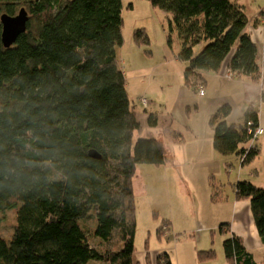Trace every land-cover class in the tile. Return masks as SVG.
Instances as JSON below:
<instances>
[{"label":"trees","instance_id":"1","mask_svg":"<svg viewBox=\"0 0 264 264\" xmlns=\"http://www.w3.org/2000/svg\"><path fill=\"white\" fill-rule=\"evenodd\" d=\"M147 1L172 17L186 85L194 88L195 79L204 82L206 73L224 67L232 78L258 80L257 48L235 0ZM20 9L29 17L26 31L9 48L0 39V212L20 204L11 238L0 237V263L133 264L132 169L165 166L168 156L160 140L133 139L141 126L116 56L123 43L122 0H0V15ZM133 40L149 45L143 28L134 29ZM230 112L224 104L211 117L212 145L243 166L259 156L249 133L258 127V114L250 106L236 124L226 121ZM147 124L157 126L154 114ZM249 198L251 213L264 222V191ZM92 215L99 243L78 248L85 235L79 223ZM223 250L231 264H257L232 232ZM198 253L211 257L214 250ZM156 264L174 263L162 252Z\"/></svg>","mask_w":264,"mask_h":264},{"label":"rangeland","instance_id":"2","mask_svg":"<svg viewBox=\"0 0 264 264\" xmlns=\"http://www.w3.org/2000/svg\"><path fill=\"white\" fill-rule=\"evenodd\" d=\"M122 5L123 43L121 47H118L116 56L117 64L125 76L130 106L141 126V130L134 133L133 139L136 142L138 139L159 138L166 144L165 130L170 110L174 113V126H177L180 120L186 123L189 120L191 123L198 110L197 102L193 103L200 88L198 86H201L211 102H214V96L222 98L223 88L216 87L214 90V74L206 73L204 80L206 84L209 82L207 86L204 87V82L195 79L194 84L198 85L196 89L185 88L192 99L181 93L178 102L181 107H175L173 111L171 101L174 98L171 93L174 94L177 87L176 83L171 84L166 77H163L168 68L162 62L163 56H166L168 60L177 59L176 54L180 51V41L176 33H171L169 29L172 17L169 13L153 7L147 0H122ZM248 18L251 20L249 15ZM137 28L145 30L149 38L148 46H137L134 42L133 31ZM168 41L171 44H168ZM203 47L204 44L196 47L195 52L199 53ZM183 64L177 61L174 65L178 70L181 65L184 73L186 64ZM234 96L238 98L237 95ZM142 98L147 101V108L142 106ZM232 100L234 101V113L238 114L239 104L235 99ZM200 108V116H196V119L203 116L204 108ZM149 114L156 116V127L148 126ZM263 138V136L259 137V139ZM258 142L261 143L257 140L256 145ZM249 144L247 143L246 146ZM166 146L168 149L169 146L167 144ZM261 150L258 158L243 166L239 164L235 155L225 158L219 156V159H225L224 161H229L231 164L215 169L214 177L208 181V193L205 196L195 197L194 201L180 194L179 183L177 184V167H169V163L159 167L149 164L134 165L131 176L136 218L134 259L142 258L145 252H148L154 259L158 254L169 250L176 261L177 254L183 253L180 255V264L208 262L210 264H231L226 260L223 250V241L230 236L228 227L230 225L232 230L235 229L242 233L243 242L250 246L248 250L256 263L264 264V246H255L252 238L245 237L249 233L250 227L248 226L252 224V220L247 222L242 218L241 213L236 209L235 201L236 197L241 196L240 193L243 194L244 189H251L249 193L243 194H248L250 197L260 190L264 191V149ZM167 154L169 156L168 151ZM254 168H257L258 173L254 171ZM198 170L200 171V168ZM243 202L246 203V201ZM19 206L20 204H17L16 207L0 212L1 238L7 240L11 238ZM255 221L262 223L257 219ZM164 222H169V230H165L164 235H159L158 228L162 227ZM79 224L85 228V235L79 238L80 244L78 243L77 247L80 248L83 244L95 247L99 243L93 236L96 227L95 217L92 215L90 219L80 221ZM221 224L229 225H224L220 230ZM193 248L194 256L192 257ZM198 250H214V254L211 257L206 255L202 257L203 255L200 256ZM152 261L156 264L155 260ZM87 264L100 263L89 261Z\"/></svg>","mask_w":264,"mask_h":264},{"label":"crops","instance_id":"3","mask_svg":"<svg viewBox=\"0 0 264 264\" xmlns=\"http://www.w3.org/2000/svg\"><path fill=\"white\" fill-rule=\"evenodd\" d=\"M239 5L244 8L245 14L247 15L248 25L246 27V32L255 43L257 48L258 55V67H259V76L256 82H252L249 78H227L226 74L228 73L226 67L222 68V70L218 73L214 74V90L216 87L222 89L223 94L221 97L214 96V102L207 97L204 93L203 96H199L196 94V98L193 100L197 102V113L194 118V121L189 123L180 120L177 123V126H174L175 118L174 113L171 112L168 115V122L166 124V137H167V145L169 148L167 149L166 144H164L166 148V152L168 151L169 156L167 154L169 167H177V184L180 188V194L185 197H189L194 201L195 197L199 195H204L208 193L209 190V179L214 177L215 169H219L220 167L230 165L231 162L224 161L225 159H219L221 155H219L213 148L212 139H213V127L210 124L211 117L216 113L217 109L224 105L228 104L231 107L230 114L226 117V121L228 123H236L239 124L242 121V116L245 110L253 106L258 114V126L263 129V134L261 136L264 137V0H235ZM248 7L250 9H248ZM248 15L251 20H249ZM254 21V23H253ZM118 49L116 50L117 54ZM152 58V57H151ZM177 59L172 58L170 60L167 59L166 56H163L162 62L168 68L167 71L162 75L169 80V83H176V91L171 93V96L174 98L171 101V105H173V111L175 107L179 106V95L184 93L185 96L189 99H192L186 89L193 88L185 84L183 71L181 69L178 70L177 66L174 65L177 63ZM180 62V61H178ZM171 64V67H170ZM180 64L184 65L183 62ZM173 66V67H172ZM158 67V66H157ZM155 67V68H157ZM209 77V76H208ZM209 82H207L208 84ZM171 84L168 86L171 88ZM204 81V87L207 86ZM229 86V89L227 87ZM149 88V87H148ZM186 88V89H185ZM196 89V87H194ZM234 95H237L236 98ZM224 99V100H222ZM238 103L240 110L238 114L234 113V101ZM197 100V101H195ZM232 104V105H231ZM146 106L145 108H147ZM200 107L204 108L203 116L196 119V116L199 115ZM178 110V109H177ZM179 111V110H178ZM169 113V112H168ZM240 113V114H239ZM179 134L181 136V142L174 141V135ZM260 137V136H259ZM261 143L258 142L257 147L259 150V155L261 154V149H264V138L259 139ZM162 141L159 138H156ZM222 157V156H221ZM225 158V157H222ZM237 158V157H236ZM258 158V157H257ZM256 159V158H255ZM254 159V160H255ZM240 164V163H239ZM242 166V165H241ZM168 168V167H166ZM176 168V169H177ZM200 168V171L198 170ZM254 171L258 173L257 168H254ZM195 186V187H193ZM251 189H244L243 194L249 193ZM261 191V190H260ZM258 191V192H260ZM236 197L237 207L236 209L241 213V216L247 222L251 219L252 224L250 227L249 233L245 235L247 238H252L254 245H262L260 242V237L264 233V222L262 221L261 216H254L250 211V198L247 195H243ZM243 201H246L243 202ZM262 223H256L255 220ZM230 233H234L242 239L243 247L249 251V245L246 242H243V235L237 230H232L229 225ZM250 235V236H249ZM200 240V239H199ZM178 242V241H177ZM264 246V245H262ZM197 249V248H196ZM202 251V250H198ZM170 256L171 261L174 264H180V255L177 254L176 259L173 258L171 252L169 250H165ZM135 254V253H134ZM192 257L194 256V248L192 249ZM157 256L153 259L152 256L149 255L148 252H145L142 258L137 260L134 259L133 255V264H153L152 260L156 261ZM256 262V261H255ZM203 264H210L203 263ZM214 264V263H213ZM225 264V263H224Z\"/></svg>","mask_w":264,"mask_h":264},{"label":"water","instance_id":"4","mask_svg":"<svg viewBox=\"0 0 264 264\" xmlns=\"http://www.w3.org/2000/svg\"><path fill=\"white\" fill-rule=\"evenodd\" d=\"M29 20L28 14L24 9H20L16 15H0L1 43L5 48L12 46L17 38L26 31V25ZM89 156L99 159L100 156L95 151H90Z\"/></svg>","mask_w":264,"mask_h":264},{"label":"built area","instance_id":"5","mask_svg":"<svg viewBox=\"0 0 264 264\" xmlns=\"http://www.w3.org/2000/svg\"><path fill=\"white\" fill-rule=\"evenodd\" d=\"M226 77L227 78H232V74L228 72L226 74ZM197 86L198 85H196V84L194 85V87H197ZM198 87H200V88H199L197 94L199 96H203V94H204L203 89L201 88V86H198ZM141 104H142L143 107H146L147 106V101L144 98H142L141 99ZM248 126H251V123H249ZM249 133L251 134V142L250 143L252 144V147H253L256 144V141H257L258 137L263 134V129L260 126H258L253 131L249 130Z\"/></svg>","mask_w":264,"mask_h":264}]
</instances>
